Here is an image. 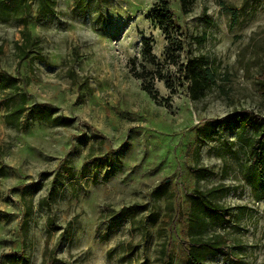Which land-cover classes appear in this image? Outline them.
Segmentation results:
<instances>
[{"label": "rangeland", "instance_id": "374dc122", "mask_svg": "<svg viewBox=\"0 0 264 264\" xmlns=\"http://www.w3.org/2000/svg\"><path fill=\"white\" fill-rule=\"evenodd\" d=\"M23 1L0 2V264H193L197 239L264 264V0Z\"/></svg>", "mask_w": 264, "mask_h": 264}, {"label": "trees", "instance_id": "16d2710c", "mask_svg": "<svg viewBox=\"0 0 264 264\" xmlns=\"http://www.w3.org/2000/svg\"><path fill=\"white\" fill-rule=\"evenodd\" d=\"M3 2L7 6H11L12 8H20L21 9V14H24V12H28L25 8H27V5H22L24 2L23 0H0V2ZM192 0H180L182 6L186 8L191 3ZM53 4L54 0H39V6L37 8V16L40 14L47 15L50 13V11L53 10ZM167 12L169 9L166 10ZM33 38V40L36 42L37 37H34V35H31L30 32H27L24 34V39H25V45L28 43V41ZM21 58L26 59L28 56V51L24 49L23 47L21 48ZM187 64L185 70L187 71V74L189 76L190 80V96L192 99H197L201 95L204 94L205 89L214 82V73L209 67H204L202 66L200 57H191L187 59ZM145 89L149 93L150 96L153 98L156 97V92L152 88V85L150 83L145 84ZM21 108L15 109L13 113L20 114ZM17 120V119H16ZM262 120V119H260ZM9 123H13L12 120H8ZM261 126L263 127V132L261 134L260 140L256 144V146L253 149V161L257 164L259 171L262 172L264 168V149H262V146H260L261 143H264V120L263 122L261 121ZM185 246H187V256L189 260L193 264H201L199 261V258L195 257V254L192 253V250L194 248H197L199 250H203V248L207 250H216L217 248L220 247H225L227 248L226 245L223 244V241H220L219 239H215L213 242L209 241H204L203 239H197L196 242H183ZM194 252V251H193Z\"/></svg>", "mask_w": 264, "mask_h": 264}]
</instances>
